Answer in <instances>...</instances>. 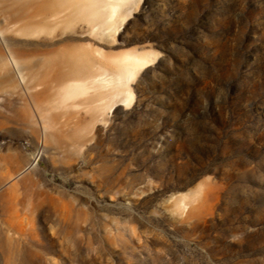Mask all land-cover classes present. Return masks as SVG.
<instances>
[{
	"label": "rangeland",
	"instance_id": "1",
	"mask_svg": "<svg viewBox=\"0 0 264 264\" xmlns=\"http://www.w3.org/2000/svg\"><path fill=\"white\" fill-rule=\"evenodd\" d=\"M119 6L0 0V264H264V0Z\"/></svg>",
	"mask_w": 264,
	"mask_h": 264
},
{
	"label": "bare ground",
	"instance_id": "2",
	"mask_svg": "<svg viewBox=\"0 0 264 264\" xmlns=\"http://www.w3.org/2000/svg\"><path fill=\"white\" fill-rule=\"evenodd\" d=\"M56 3H61V5H69L73 11L77 12L80 16L83 17H92L96 20V26L104 27L105 24L112 19L117 10L119 9V5L126 0H55ZM76 14V15H77ZM35 29V27H32ZM80 50V49H79ZM66 60L70 63H74V68H78L80 66V62L82 61V53L80 51H73L72 53H66ZM153 56L148 52H141L140 54H135L132 52L122 53L117 57L116 62L114 61L115 68L111 65L106 66L102 65L103 68L107 67L108 69L113 68L112 72H110L109 76H106L108 72L104 71L101 76L91 78V85L96 89H101L100 87H107L112 85L110 91L112 92L111 97H120V101L124 104H129L132 94L128 88L129 79L134 75L135 71L138 68H142L150 63ZM106 69V68H104ZM63 91L66 93H70L76 89L75 86L65 85ZM99 97H103L104 93L99 92ZM122 95V97H121ZM114 102L108 105L110 109L113 106Z\"/></svg>",
	"mask_w": 264,
	"mask_h": 264
}]
</instances>
